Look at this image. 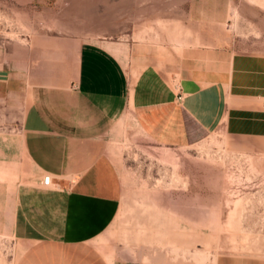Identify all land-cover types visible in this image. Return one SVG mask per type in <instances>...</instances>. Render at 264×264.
<instances>
[{"label": "rangeland", "instance_id": "374dc122", "mask_svg": "<svg viewBox=\"0 0 264 264\" xmlns=\"http://www.w3.org/2000/svg\"><path fill=\"white\" fill-rule=\"evenodd\" d=\"M83 41L104 44L135 73L190 45L264 53V0H0L5 225L19 180L34 173L21 140L30 87L64 81ZM106 142L121 181L115 217L94 240L108 264H264V138L197 131L170 145L127 119ZM6 230L0 262L12 264Z\"/></svg>", "mask_w": 264, "mask_h": 264}, {"label": "crops", "instance_id": "0c3cea01", "mask_svg": "<svg viewBox=\"0 0 264 264\" xmlns=\"http://www.w3.org/2000/svg\"><path fill=\"white\" fill-rule=\"evenodd\" d=\"M173 59L135 73L104 44L83 41L64 81L31 85L21 140L34 173L19 180L6 225L0 180V232L17 244L12 264H108L94 240L119 206L106 136L120 122L170 145L197 131L264 138V53L219 43L184 47ZM45 174L52 186H42Z\"/></svg>", "mask_w": 264, "mask_h": 264}, {"label": "built area", "instance_id": "2783aa9c", "mask_svg": "<svg viewBox=\"0 0 264 264\" xmlns=\"http://www.w3.org/2000/svg\"><path fill=\"white\" fill-rule=\"evenodd\" d=\"M178 98L179 99L181 98V94L178 95ZM53 183L54 182L52 181V176L50 174L43 175L42 180H41L42 186L49 187V186H52Z\"/></svg>", "mask_w": 264, "mask_h": 264}]
</instances>
